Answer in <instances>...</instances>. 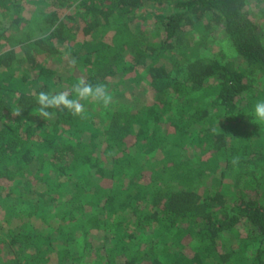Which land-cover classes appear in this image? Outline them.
Returning <instances> with one entry per match:
<instances>
[{"label": "trees", "instance_id": "trees-1", "mask_svg": "<svg viewBox=\"0 0 264 264\" xmlns=\"http://www.w3.org/2000/svg\"><path fill=\"white\" fill-rule=\"evenodd\" d=\"M255 9L0 0V224L13 227L0 264H264ZM219 31L231 58L207 54ZM81 77L111 92L103 115L84 101L81 116H38L39 92Z\"/></svg>", "mask_w": 264, "mask_h": 264}, {"label": "clouds", "instance_id": "clouds-1", "mask_svg": "<svg viewBox=\"0 0 264 264\" xmlns=\"http://www.w3.org/2000/svg\"><path fill=\"white\" fill-rule=\"evenodd\" d=\"M75 59L70 64L75 65ZM38 116L45 120L54 118L51 110L67 111L72 116H81L85 112L84 101L102 104L108 107L113 100L111 92L103 84L93 85L81 77L70 89L62 90L54 94L41 91L37 94ZM21 110L13 113V116H21ZM253 117L257 123H264V100L257 101L253 108ZM233 164L238 162V157L233 158Z\"/></svg>", "mask_w": 264, "mask_h": 264}, {"label": "rangeland", "instance_id": "rangeland-1", "mask_svg": "<svg viewBox=\"0 0 264 264\" xmlns=\"http://www.w3.org/2000/svg\"><path fill=\"white\" fill-rule=\"evenodd\" d=\"M259 1H262V0H248V4H250V6L255 5L256 9L254 10L255 12L253 13V18L257 23H259L264 28V17L258 16L257 14L259 12L257 11V6L264 7V3L260 2L259 4ZM146 8H147L148 13H150L152 10L156 11V9H154L155 7L153 5H149L148 3L146 4ZM26 13L29 14L30 12H26ZM209 47L210 49L207 48L206 51H207V54L211 56L213 55V53H218L219 51H223V53L226 54V57L228 58L229 57L231 58V56H233L234 54L233 50L227 45V40L225 39V37L222 36L221 31L217 32L216 37L212 39L211 42L209 43ZM258 82L261 83V80H258ZM143 86L144 85L141 84V87ZM96 108H97V113L99 115H103L105 107L102 104L97 103ZM253 108H254V105H253ZM88 112L89 111H87V115L88 114L90 115V113ZM252 121L254 123H257L254 120V117ZM224 189H226V186L224 187ZM53 221L54 220H52V222ZM53 224H54V227L57 225L55 221L53 222ZM12 229L13 227L11 223L4 222L3 224H0V263H2V260L8 257L11 253L5 235L11 234ZM51 235L52 237H55L56 233H52Z\"/></svg>", "mask_w": 264, "mask_h": 264}]
</instances>
